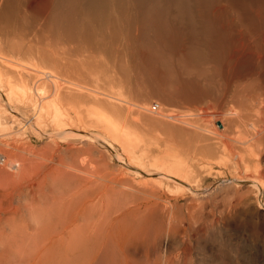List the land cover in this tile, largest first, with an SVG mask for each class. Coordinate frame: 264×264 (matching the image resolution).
<instances>
[{
    "label": "bare ground",
    "instance_id": "bare-ground-1",
    "mask_svg": "<svg viewBox=\"0 0 264 264\" xmlns=\"http://www.w3.org/2000/svg\"><path fill=\"white\" fill-rule=\"evenodd\" d=\"M97 35L106 40L82 41ZM83 43L129 63L95 71L93 63L74 59ZM179 56L192 64L190 72L172 75ZM248 58L264 60V0H0V264H63L69 255L84 256L86 264H161L148 251L145 262L126 254L114 244L115 223L104 225L107 215L91 209L109 196L98 186L111 164L85 129L102 127L110 143L122 146L130 169L133 162L154 173L157 181L148 176L143 190L157 199L170 180L192 189L194 170L217 159L246 169L256 160L258 174L263 140L249 118L264 115V98L240 89L228 123L217 121L206 107L223 105L227 94L216 97L213 76L196 72L219 61L216 72L228 91L244 79ZM138 93L143 104L155 95L176 114H142L127 99ZM21 123L23 130L16 128ZM138 123L145 125L141 139L131 136ZM118 172L127 178L122 167ZM182 253L163 264H193L189 249Z\"/></svg>",
    "mask_w": 264,
    "mask_h": 264
},
{
    "label": "rangeland",
    "instance_id": "rangeland-1",
    "mask_svg": "<svg viewBox=\"0 0 264 264\" xmlns=\"http://www.w3.org/2000/svg\"><path fill=\"white\" fill-rule=\"evenodd\" d=\"M102 38V35H97V37L87 36V38L82 41H95L98 45L106 40ZM128 40L129 37L126 39V45L129 44ZM135 45H137V43L131 44V46ZM100 52L101 51L97 48H92L83 43V45L77 47L73 54H76L74 59H79L80 63H93L92 68L93 70L95 68V71L106 69L109 67V64L114 63H116L117 67L122 65L123 68H125L126 65H128L127 63H129L128 59H121L115 54H100ZM132 58L133 57L130 56L129 60H131V63H134V58ZM180 58L179 56L177 59H174L175 63H172L173 66L170 68L172 75L174 73L173 71L180 68L184 69V73L190 72L188 66H192V64L184 63ZM110 59H112V61ZM256 59H246L249 70L241 71L245 77L242 76L241 79L244 78L243 80L235 81V83L228 88L230 94L228 91H224L225 86L222 74L216 72L219 68L217 63L219 61L214 60V62L208 61L207 63H203L198 71H196L198 74L204 73L201 77H204L205 73L210 77L213 76L212 82L215 84L214 93L216 97L220 98L225 93L227 94L225 95L226 103L223 105L218 106L214 103L206 107L207 110L216 115L215 119L217 121H225L226 124L228 123L227 119L229 118V112L233 109L231 105L234 103L233 100H237L238 102L239 99L236 97V91L240 89H245L249 95L257 94L261 96V98H264V60L260 62L258 61L259 59ZM254 63H261V65L259 66ZM138 71L139 70H137L136 73L132 72V75L129 76H134L135 79L133 80H136L138 77L135 75L139 73ZM139 95V93L136 95L127 94V99L130 101L131 107L135 110L139 109L138 111L142 114L146 116L157 115L161 109L163 112L167 110V113L176 114V109L167 106L163 99L158 96L153 95L152 98L149 99L148 105L143 104V102L139 100ZM236 105L238 106V103ZM140 107L143 108L140 109ZM151 109L155 110V112ZM255 112L256 111H252V114ZM254 115L256 118H254ZM254 115V117L249 116L253 117L249 119H254L256 121H254L252 128L256 133L262 134L261 138L263 140L262 145L257 146L260 149L259 157L261 162L259 164L262 165H259L260 169H258V174L256 171L257 169H254V165L257 163L256 160L249 162L250 166L246 169L242 164L240 168L235 166L231 159H226L227 162L225 165L221 160L217 159L218 161H214L215 163L208 166L206 170H201L200 168L194 170L195 172L192 173L194 175L192 189L182 187L186 190L181 191V186L170 180V188L161 186L162 191L165 192V194H163V196L165 195L164 198L158 199L156 196L154 197V195L150 194V191L143 190L144 188L146 189L145 185L147 181H149V177L150 180L154 179V181H157V176L154 173L144 171L137 163L132 162L136 169H130L124 158L122 146L117 143H110V138L107 137L102 127L95 130L88 125L85 132L97 138V141L94 142L101 150L104 160L106 161L105 163L111 164L110 166L107 165V169L110 167L111 170H108L109 173L105 174L107 178H105L104 181L102 178L100 179V183H106V186H103V183L100 187L98 186V190H102L101 192H104V190L106 192L108 191L109 196L103 197L101 205L94 202L90 207L91 209H99L100 212L104 213V216L107 215L104 217V225L115 223V231L112 234L114 244L117 246L120 245L126 254L133 255L142 262L146 261L144 255L146 251L149 252V259L151 262H154L158 257V263L162 262L161 264H163L169 255L176 261L183 255L182 252L186 247L189 249L193 264H216L218 261H223V264H264V127L261 126L262 123H264V115ZM16 126L18 129H25V127H22L23 123ZM144 126L145 125L142 123H138V126H133L131 136H136L135 138L137 139L143 138L145 133ZM45 142H47V139H38L40 145H43V143L45 144ZM112 147L118 148V150ZM86 157L88 156L84 158ZM88 159L89 157L86 158V160ZM120 165L123 172H126L125 176H127V178L125 179L119 176L118 171L121 168L119 167ZM113 169L117 171L116 174ZM254 171H256V173ZM112 174L119 177L118 179L115 176L116 182L110 181L114 177ZM109 175L113 177H109ZM151 177L153 179H151ZM98 178L99 174H96L93 180H98ZM257 180L258 183L256 185L252 184L254 183L253 181ZM139 181L142 185L138 183ZM108 182L110 183L109 185H107ZM220 183H223L222 188L220 187ZM113 184H118L117 186H121V188L115 187ZM107 186V190L105 188L102 189V187ZM209 188L211 191L208 190ZM145 192H147V195H145ZM174 201H178L176 205H174ZM169 202L171 207L168 205ZM153 204L154 206L160 207V209H153L154 211L150 210ZM158 204H160V206H158ZM167 206L169 207L167 208ZM145 229L147 230L146 233H144ZM102 240L101 238L100 241ZM64 259L63 264H86L88 262L84 256L77 255H69L64 257ZM120 262L122 263V259L121 261L118 260L117 264Z\"/></svg>",
    "mask_w": 264,
    "mask_h": 264
}]
</instances>
